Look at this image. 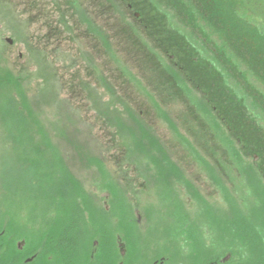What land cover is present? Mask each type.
Listing matches in <instances>:
<instances>
[{
	"label": "rangeland",
	"instance_id": "obj_1",
	"mask_svg": "<svg viewBox=\"0 0 264 264\" xmlns=\"http://www.w3.org/2000/svg\"><path fill=\"white\" fill-rule=\"evenodd\" d=\"M146 1L152 5H139L141 17L160 16L166 32L141 28L118 0H60L65 41L51 42L48 53L43 43L18 41L0 27L17 41H0V218L15 248L26 242L23 262L45 248L56 219L86 211V204L95 210L87 218L94 238L100 227L130 237H122L124 247L118 243L117 263L173 256L175 264L232 258L243 264L256 258L241 255L253 247L243 225L253 227L246 218L264 200L252 150L255 141L264 142V0H218L222 5L215 7L211 1ZM13 2L45 5L53 27L61 18L57 0ZM216 10L225 25L212 16ZM172 41L184 50L161 45ZM205 42L214 52L224 50L225 68ZM193 46L213 64L214 73L200 71L202 84L187 69L190 47L194 59L206 62ZM252 59L262 67H250ZM206 75L215 80L219 99L202 92ZM61 183L60 195L48 199ZM237 225L240 232L232 229ZM225 227L228 240L220 234ZM255 235L264 250V229ZM87 247V257L70 264H89L92 244ZM102 256L97 250L93 259Z\"/></svg>",
	"mask_w": 264,
	"mask_h": 264
},
{
	"label": "flooded vegetation",
	"instance_id": "obj_2",
	"mask_svg": "<svg viewBox=\"0 0 264 264\" xmlns=\"http://www.w3.org/2000/svg\"><path fill=\"white\" fill-rule=\"evenodd\" d=\"M30 1H32V0H30ZM118 1H119V5H121L122 7L124 6L128 9L130 8L131 9L130 12H133V14H134L133 16L138 17L135 20L136 24L142 23V25L146 26L147 28H151L153 25L158 26L160 28L162 25V22L165 21L160 16L158 17V19H155V20H152L149 18L144 19L141 17L142 12L140 11L139 5L140 6L144 5V7L147 5H152L151 3H149L146 0H118ZM60 3H61L60 0H57L58 11L60 12L61 18H60V20L58 19L59 21L58 20L56 21L58 23L55 27H53L49 21V18H50V17H48L49 12H45L41 9L42 7H45V5L41 6V4H35V3L34 4H31V3L25 4V3H16V2H13V0H0V27H2V28L6 27L7 29L13 31L15 33V36H16V37L14 36V38L17 39L18 41H21L24 43H26V42L31 43L34 41H38V42L43 43L44 45L41 46L43 49L42 51L48 53V50H50L48 48V46L51 44V42L57 41L59 43H62L65 41L64 40V38H65V35H64L65 34L64 12L60 8L61 7ZM59 4H60V6H59ZM18 6H24V7L26 6V8L20 10ZM212 16H214V18L221 21V23L223 25H225L223 17H222V15L219 14L218 10H216V13L212 14ZM17 17L20 18L21 20L17 19ZM204 20H205L204 21L205 23L210 22V21H207L206 19H204ZM139 26H140V24H139ZM161 30L166 32L165 29H161ZM197 30H199L201 33L204 34L205 39H208L209 35L206 33V31L204 29H197ZM224 30H225V27H224ZM98 32H99V35H102L103 40L110 47L109 37L99 26H98ZM15 39H11V38L7 37L5 35V31L0 29V41H5V42L9 43L11 46H13L14 43L17 42ZM220 39H221L222 43H225V38H220ZM228 43H229V45L232 44L230 41H228ZM204 44L206 45L205 49L207 50V52L215 57L213 60H215L216 63H219L222 68H225L223 62L221 61V55L223 54L224 50L220 47L221 49L219 52L218 51L214 52L209 47L208 43L205 42ZM161 45H163L164 48L167 47L168 50H170L172 52H176L177 50H181V49L184 50V48L181 45L176 44L175 41L166 42V43H163ZM222 46L224 47L223 44H222ZM54 48L55 47L53 46L51 49H54ZM194 48L196 49V47H194ZM190 51L193 54H196L195 50L192 47H190ZM35 52H36V50H35ZM53 52L59 53V50L55 49V50H53ZM198 52L203 58H205L206 62L202 61L199 57H196L199 61L194 59L192 57L193 54L191 53L192 55L187 60V65H188L187 69L192 73L193 76H196V75L199 76V78L197 80H198V82H200L202 84V75H201L200 71L204 67L209 70V64H211V65H213V64L207 55L203 56L202 55L203 52H200V51H198ZM249 57L253 58L252 55H249ZM248 64L250 67H262L260 62H259V66H257L255 61H253V59ZM254 64L256 66H254ZM215 71L221 72L220 68H218V67L216 68ZM210 72L214 73V71H210ZM222 76L224 78V72L222 73ZM204 80H205V83L208 86V88H207V90H202V92H204L205 94H208L210 92L212 95L217 96L219 99L220 90L214 89V87H215L214 81L215 80L212 77L207 76V75L204 77ZM227 102L230 105L231 104L234 105L232 102H230V98L228 99ZM228 108H229L228 110H230L233 113L230 106H228ZM251 127L255 128L254 126H251ZM241 128L242 129H240V130L242 131V135L247 137L248 136V135H246L247 129H245L244 127H241ZM245 145L247 147V144H245ZM255 145L256 146L252 149L255 152L254 160H256V162H258L257 163L258 171L264 177V142L255 141ZM246 147L244 146L245 149H246ZM261 174H260V176H261ZM250 180H252V179H250ZM216 181L219 182L218 180H216ZM257 202H258V200H255L254 203H257ZM263 207H264V200H260L259 203L254 207L255 210L250 211L251 214L250 213L249 214L251 217L246 218L249 221V223L253 226L250 228L252 229V231L255 234L263 233L264 227H261V226H263L262 222H264ZM228 219H229L230 224H233L232 218H228ZM238 225H237V228H232V229L240 232V228H238L239 227ZM225 229H226V227L224 228V230L221 228L222 231L220 232V234L222 235L223 239L228 240V238H226V236H225L227 234ZM122 232L123 233L120 234V237H118L115 234L113 229L109 230L107 227H105V229L102 230V232L98 233L99 236H97L96 238H94L95 236L93 237V235H92L91 236V244H92L91 258L88 261V263L89 264H123V262L117 263L118 261H116V258H115V254H116V250H117L116 247H117L118 243H120L121 241H122V243H120V245H121V247H124V245H126V244H125V242H123V239H125L127 242V240H129L130 237L127 236V234H126L127 232H124V231H122ZM244 233L246 234V232H244ZM122 237H123V239H122ZM108 238L111 239V242L113 244V249H112L111 254L108 253L105 246L103 245L104 244L103 242ZM91 244H90V246H91ZM24 245L26 246L25 241H23L22 243L17 245V250L20 254H22V252H25V254L27 253V251L25 250L27 248L26 247L23 248ZM153 248L154 249L157 248L158 252L161 249L157 245H154ZM97 250L100 252L102 251V253L105 255L104 261L93 259V256L95 255V251H97ZM32 259H33L32 257L31 258L29 257V259L27 258L26 259L27 262L25 261V264L33 263V261H31ZM70 263L71 262L69 261V264ZM127 264H133V261H130ZM150 264H175V259L173 258V256H172V258L164 257L163 259H155ZM208 264H219V262L211 261Z\"/></svg>",
	"mask_w": 264,
	"mask_h": 264
},
{
	"label": "trees",
	"instance_id": "obj_3",
	"mask_svg": "<svg viewBox=\"0 0 264 264\" xmlns=\"http://www.w3.org/2000/svg\"><path fill=\"white\" fill-rule=\"evenodd\" d=\"M208 1L209 2L211 1L210 4L212 6H214V4H216L217 6L222 5V2L218 0H198V4H200V6L203 4L210 6V4H208ZM64 19L65 20L67 19L65 14H64ZM17 117L20 118L18 115ZM15 122L19 124L20 120L18 119ZM240 122L243 123L242 121ZM62 183L60 186H54L50 188L52 192L47 194L48 199L50 198L53 199L54 197H57V195H60L59 193L60 190L62 189L61 187L63 185ZM86 205H87L86 211H83L82 208L80 210L75 209L76 211L74 213L72 214L70 213L71 216L68 217L67 216L68 214L62 216L63 219H61L60 222L57 221L56 219L55 220L56 226L54 225L53 222L54 227L52 226V228L49 229V232L45 233V238H46L45 246H44L45 248H43L41 252L37 253V255L35 256V260L31 264H68L69 261L72 263L73 261L83 258L85 255L87 257L88 252L90 251L89 247L87 246L91 244V236L93 235L92 232L88 231L89 219L87 220V218L92 219V216L94 217L93 214L95 210L89 204ZM75 208H77V203H75ZM64 210L66 211V213L71 211V209L68 211V206L64 208ZM1 218H0V249H1L0 264H25V262L22 261L23 258H25L26 256L25 252H22V254H20L17 248H15L14 244L16 239L12 237L13 235H11L12 230H10L9 226L7 225L3 226V221H1ZM53 220L54 218L51 221ZM243 228H245V232H246L245 235L251 236L252 238L251 242L253 244L252 245L253 247L252 249L249 250V253L243 252V255H241V257L243 259L244 258L248 259V257L252 256L255 253L256 258L251 263L260 264V260L262 259V254L264 253V250L262 249L263 247L260 244V241H258V238L255 235V233L252 231V229L249 226L244 224ZM98 229L104 230V227L97 228V230ZM103 243L108 253L111 254L113 249V244L111 242V239L108 238ZM101 260L102 261L105 260L104 254ZM245 260L246 259H244V261ZM231 262H234L233 258L229 263L226 264H233ZM251 263L249 262L243 264H251Z\"/></svg>",
	"mask_w": 264,
	"mask_h": 264
}]
</instances>
